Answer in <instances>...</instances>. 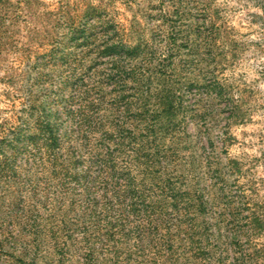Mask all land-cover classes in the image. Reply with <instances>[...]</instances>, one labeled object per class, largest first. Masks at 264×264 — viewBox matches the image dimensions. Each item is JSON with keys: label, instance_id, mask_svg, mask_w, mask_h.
Wrapping results in <instances>:
<instances>
[{"label": "rangeland", "instance_id": "374dc122", "mask_svg": "<svg viewBox=\"0 0 264 264\" xmlns=\"http://www.w3.org/2000/svg\"><path fill=\"white\" fill-rule=\"evenodd\" d=\"M106 48L120 56L119 69L132 73L134 112L144 104V111L151 108L154 93L169 87L194 88L186 97L190 102L209 86L219 95L211 105L203 95L197 106L210 105V134L202 140L213 145L217 167L243 199L238 202L248 204L244 216L253 229L245 247L250 242L248 252L258 253L252 264H264V0H0V157L24 145L17 138L23 124L42 132L39 115L53 124L66 118L67 109L89 105L88 115L112 128L117 115L108 104L120 88L106 79L111 68ZM186 130L181 126L187 143L181 154L198 160V129ZM99 135H88L94 147L102 142ZM70 146L62 145L65 160L73 161L72 153L84 155L86 165V150L73 152ZM16 164V181L0 184V264L204 263L201 252L208 245L198 215L184 218L178 232L183 242L176 239L174 252L162 248L166 229H151L143 240L134 217V236H118L116 250L96 243L90 252L84 219L92 208L79 189L61 184L62 170L57 167L53 175L45 151L33 148ZM171 211L162 206L159 217ZM221 228L214 230L212 243L225 235ZM222 249L213 247L215 258L226 257Z\"/></svg>", "mask_w": 264, "mask_h": 264}, {"label": "trees", "instance_id": "16d2710c", "mask_svg": "<svg viewBox=\"0 0 264 264\" xmlns=\"http://www.w3.org/2000/svg\"><path fill=\"white\" fill-rule=\"evenodd\" d=\"M115 54L117 52L112 48H106L103 52L104 56L109 57L108 65L111 66L106 79L120 88L108 104L117 115L112 117V128H105L101 119H92L88 115L91 109L89 105L86 108L79 106L67 109L66 118H58L53 124L50 121L45 123V118L39 115L42 132L35 134V127L23 124L17 138L18 141L22 139L24 145L16 147L17 150L12 154L7 155L4 151L1 155L0 184L9 185L16 181L20 175L16 161L21 154H28L33 148L38 152L45 151L54 169L53 175L58 174L57 167L62 170L58 174L62 177L61 184L73 183L79 189L80 196H84L86 205L92 208V211L88 208L90 213L84 219V225L87 226L84 236L87 235L86 243L92 246L90 252L95 250L96 243L104 249L113 247L116 250L118 236L127 239L134 236L135 232L131 230L132 217L141 224L135 226V230H139L143 240V236H148L151 229H166L162 248L174 252L177 249L176 239L183 242L178 232L182 229L184 218L198 215L203 218L206 245L209 246L201 252L205 257L203 264H252L258 253L248 252L250 242L248 248L245 247L253 229L251 218L244 216V212H249L248 204L238 202L242 197L230 190L226 172L217 167L220 158L216 156L213 145L210 143L206 147V142L202 140L210 134L209 107L219 95L214 96L209 86L206 92L193 94L194 98L190 102L186 101V97L194 93V88L181 90L169 87L154 93L155 104L151 108L144 111L147 105L144 104L140 108L135 107L137 112H134L132 88L129 87L132 73L119 69L117 58L120 56ZM148 84L151 88L153 80ZM203 95L210 105L202 104L197 108L204 100ZM190 125L196 127L199 133L202 154L198 160L181 154L187 143L182 141L180 128L182 126L185 134ZM96 131L100 132L102 142L94 147V136L88 135ZM3 134L8 136L7 132ZM64 143L71 145L73 152L86 150L89 158L85 162L87 164L83 163L84 155L75 153H72L73 161L65 160L61 153ZM196 145L199 147L198 143ZM209 148L212 150L209 151ZM80 158L81 161L78 160ZM59 159L62 164H57ZM82 163L84 166H81ZM133 173L138 175L133 176ZM77 198L75 190L76 202ZM162 206L172 207L173 213L164 212V218L159 217ZM67 210L66 213L70 209ZM242 216L246 224L242 223ZM146 220H149L150 228L144 225ZM62 223L66 224L65 221ZM221 227H224L225 235H220L222 239L219 237L217 243H212L213 237H216L214 230L219 228L221 231ZM146 246L142 243L141 248ZM220 246L224 247L221 254H227L225 258H215L213 247L219 250Z\"/></svg>", "mask_w": 264, "mask_h": 264}]
</instances>
